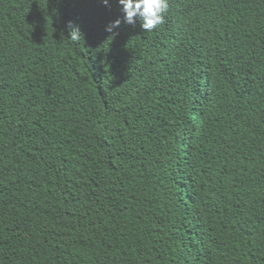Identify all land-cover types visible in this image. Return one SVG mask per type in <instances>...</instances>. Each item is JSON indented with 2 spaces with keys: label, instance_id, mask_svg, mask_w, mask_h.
I'll return each instance as SVG.
<instances>
[{
  "label": "trees",
  "instance_id": "trees-1",
  "mask_svg": "<svg viewBox=\"0 0 264 264\" xmlns=\"http://www.w3.org/2000/svg\"><path fill=\"white\" fill-rule=\"evenodd\" d=\"M168 5L0 0V264H264V0Z\"/></svg>",
  "mask_w": 264,
  "mask_h": 264
},
{
  "label": "clouds",
  "instance_id": "clouds-1",
  "mask_svg": "<svg viewBox=\"0 0 264 264\" xmlns=\"http://www.w3.org/2000/svg\"><path fill=\"white\" fill-rule=\"evenodd\" d=\"M105 5L109 0H103ZM122 6L123 22L127 24H135L137 19L141 21V27L147 32L156 29L157 26L164 23L165 13L168 11V0H119ZM121 20L112 22L107 28L108 31H113L118 28ZM80 31L73 29L70 32V39L78 41Z\"/></svg>",
  "mask_w": 264,
  "mask_h": 264
}]
</instances>
